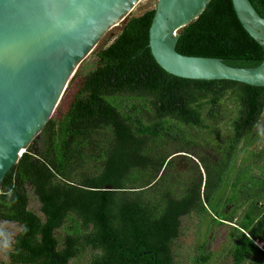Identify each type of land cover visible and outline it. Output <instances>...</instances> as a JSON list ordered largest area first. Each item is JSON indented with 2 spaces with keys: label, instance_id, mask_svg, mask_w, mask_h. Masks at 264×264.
Returning <instances> with one entry per match:
<instances>
[{
  "label": "trees",
  "instance_id": "obj_1",
  "mask_svg": "<svg viewBox=\"0 0 264 264\" xmlns=\"http://www.w3.org/2000/svg\"><path fill=\"white\" fill-rule=\"evenodd\" d=\"M249 2L264 18V0ZM153 15L154 9L128 16L110 44L98 43L95 68L84 75L77 70L65 90L74 89L67 110L56 107L4 177L0 221L21 227L8 253L12 264H53L55 252L64 262L88 252L85 264H174L179 217L199 219L216 200L212 224L234 223V211L227 208L236 209L238 195L225 201L216 193L230 181L237 147L255 140L264 88L167 74L148 47ZM178 35L176 51L183 56L239 68L257 67L264 59L263 47L243 29L231 0H210ZM226 103L234 109L224 114ZM222 119L228 120L227 136L214 148L211 141L219 136L214 125ZM196 130L201 142L192 137ZM201 146L217 154L196 153ZM182 152L199 161L203 181L197 163L196 180L181 186L173 181L170 158ZM235 177L233 186L245 189L240 199L246 207L231 227L228 255L232 264H264V204L253 199L248 182L239 184L241 177L252 182L245 170ZM27 189L40 204L39 215L28 208ZM60 229L66 233L64 250L54 234ZM204 248L197 247L194 264L210 260Z\"/></svg>",
  "mask_w": 264,
  "mask_h": 264
},
{
  "label": "water",
  "instance_id": "obj_2",
  "mask_svg": "<svg viewBox=\"0 0 264 264\" xmlns=\"http://www.w3.org/2000/svg\"><path fill=\"white\" fill-rule=\"evenodd\" d=\"M140 0H0V188L42 131L82 61ZM210 0H158L148 47L167 74L194 81H231L264 88V59L254 68L183 56L178 31ZM246 33L264 50V18L249 0H231Z\"/></svg>",
  "mask_w": 264,
  "mask_h": 264
},
{
  "label": "rangeland",
  "instance_id": "obj_3",
  "mask_svg": "<svg viewBox=\"0 0 264 264\" xmlns=\"http://www.w3.org/2000/svg\"><path fill=\"white\" fill-rule=\"evenodd\" d=\"M158 0H140L139 3L134 7L130 16L137 17L144 12L154 9L156 2ZM118 27V26H117ZM117 27L110 29L100 40L99 47H106L111 43L114 37L118 34ZM96 50V48L94 49ZM93 52L90 53L80 64L79 70L81 75L88 73L93 70L96 66L97 58ZM74 95V89L70 88L65 91L63 94L59 104L57 111L64 113L69 104L72 101V97ZM233 105L230 103H226L224 110V114L228 113V110H233ZM264 115V114H263ZM212 123L209 122V125ZM228 120L222 119L219 123L214 126L219 129L218 135L215 136L211 143L213 147H217V142L220 144L223 142L224 137H226V130L228 129ZM255 140H250L251 143L240 144L236 149L235 155V165L234 168L230 172V181L225 185H222L216 193L217 198H221L223 200H231L235 195H238L239 199L236 201V209L234 210V206H228V213H232L234 211L235 221L233 224L224 225L219 228L217 223H213V218L217 219L215 216V211L213 210L216 205V200H213L211 204H209L207 208V213H204L200 216V218L194 219L192 222L187 219L183 222L184 232L182 237L178 241H176L172 247L173 259L176 264H194V259L200 256V252L196 251V248L200 245H204L205 255L210 251L211 256L210 260L206 264H232L231 257L228 255L229 246L232 244L233 239H230V235H232L231 227H236V223L238 218L244 212L246 204L242 202L241 199L246 197L245 189L242 190L243 186L239 188L237 186H233V184L237 181V177L243 170L247 173V178L252 181L249 182L245 178H239V184L245 185L246 182L249 183V193L253 196V199L261 202V206L264 204V117L260 119L257 125L253 130ZM192 137H197L200 142L203 137L199 134V132L193 131ZM262 150V151H261ZM196 153L202 154L205 153L209 156H215L217 154L216 151L210 149H204L202 146L198 147V149H194ZM234 158V154L232 155L231 162L232 164ZM172 161L171 167L167 172L171 173L174 176V182L181 186L185 183L190 182L191 180L197 179V171L195 170L194 164L197 163L199 166V173L201 180L204 179V170L199 163V161L192 155L187 153H178L170 158ZM169 161V160H168ZM229 164V165H230ZM230 167L227 168V172L229 174ZM229 176V175H228ZM27 195L29 199L28 208L36 213L40 214V204L37 198L34 196L33 192L30 189H27ZM255 197V198H254ZM241 198V199H240ZM263 203V204H262ZM201 222H200V221ZM203 224V225H202ZM208 225H210L209 230H207ZM198 226V227H197ZM18 231V227H16L12 223L1 222L0 221V264H12L8 259V253L12 249V242L15 233ZM208 237V240H205ZM214 238V240H213ZM210 242V247L206 246ZM90 253H86V258H89ZM85 258V261H86Z\"/></svg>",
  "mask_w": 264,
  "mask_h": 264
},
{
  "label": "flooded vegetation",
  "instance_id": "obj_4",
  "mask_svg": "<svg viewBox=\"0 0 264 264\" xmlns=\"http://www.w3.org/2000/svg\"><path fill=\"white\" fill-rule=\"evenodd\" d=\"M187 219L188 221L192 222L194 219H196V217H194L192 214H186L184 216H181L179 217V227H178V239L177 241L180 239V237H182L183 235V232H184V228L183 227V222L184 220ZM226 225H229L228 222L225 223ZM16 227H18V231L15 233L14 237L21 231V227H19L18 225L14 224ZM203 225V224H202ZM198 227V226H197ZM211 229L209 226H208V229L209 230ZM55 236L58 238V244L59 245H63V250L66 248L65 244H66V233L64 232V230H56L54 232ZM208 238V237H207ZM210 247V242L208 243V245L206 246L207 247ZM197 249V248H196ZM85 252V251H84ZM56 253L55 254H52L51 255V258L53 260V264H85V258H86V254L83 253L84 255L81 256V254H78L76 257L72 258L71 260L67 261V262H64L63 259H59L57 256H56ZM44 256V255H43ZM174 264H176L174 262Z\"/></svg>",
  "mask_w": 264,
  "mask_h": 264
}]
</instances>
